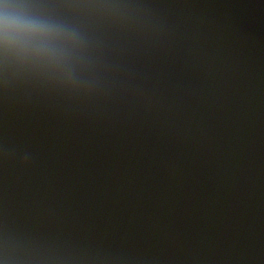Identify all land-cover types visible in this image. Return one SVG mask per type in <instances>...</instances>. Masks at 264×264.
<instances>
[{
	"label": "water",
	"instance_id": "95a60500",
	"mask_svg": "<svg viewBox=\"0 0 264 264\" xmlns=\"http://www.w3.org/2000/svg\"><path fill=\"white\" fill-rule=\"evenodd\" d=\"M8 2L82 47L0 62V262L264 264V0Z\"/></svg>",
	"mask_w": 264,
	"mask_h": 264
},
{
	"label": "clouds",
	"instance_id": "9594fccd",
	"mask_svg": "<svg viewBox=\"0 0 264 264\" xmlns=\"http://www.w3.org/2000/svg\"><path fill=\"white\" fill-rule=\"evenodd\" d=\"M81 47L73 29L33 13L23 2L0 0V62L5 66L63 74Z\"/></svg>",
	"mask_w": 264,
	"mask_h": 264
}]
</instances>
